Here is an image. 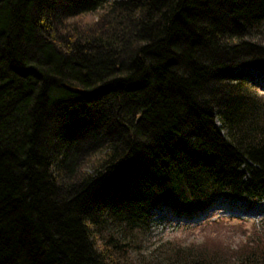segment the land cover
<instances>
[{
	"label": "trees",
	"instance_id": "16d2710c",
	"mask_svg": "<svg viewBox=\"0 0 264 264\" xmlns=\"http://www.w3.org/2000/svg\"><path fill=\"white\" fill-rule=\"evenodd\" d=\"M250 68L264 0H0V264H124L155 209L261 202ZM204 251L166 264H264Z\"/></svg>",
	"mask_w": 264,
	"mask_h": 264
},
{
	"label": "rangeland",
	"instance_id": "374dc122",
	"mask_svg": "<svg viewBox=\"0 0 264 264\" xmlns=\"http://www.w3.org/2000/svg\"><path fill=\"white\" fill-rule=\"evenodd\" d=\"M253 85L264 95V70H247ZM264 199L257 203L217 197L211 207L198 214L175 215L166 207L151 211L145 229L119 238L127 244L124 264H166L165 252L196 245L209 254L233 259L232 252L245 242L264 244ZM224 254H228L227 256ZM232 262V261H228ZM175 263V262H172Z\"/></svg>",
	"mask_w": 264,
	"mask_h": 264
},
{
	"label": "bare ground",
	"instance_id": "6f19581e",
	"mask_svg": "<svg viewBox=\"0 0 264 264\" xmlns=\"http://www.w3.org/2000/svg\"><path fill=\"white\" fill-rule=\"evenodd\" d=\"M262 208H264V207H262Z\"/></svg>",
	"mask_w": 264,
	"mask_h": 264
}]
</instances>
